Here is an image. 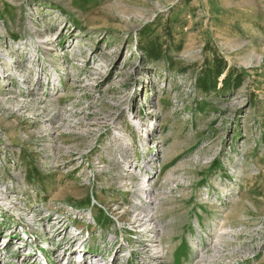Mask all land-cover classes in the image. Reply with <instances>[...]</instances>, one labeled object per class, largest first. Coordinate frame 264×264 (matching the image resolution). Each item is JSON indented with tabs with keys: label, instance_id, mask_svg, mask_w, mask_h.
Returning a JSON list of instances; mask_svg holds the SVG:
<instances>
[{
	"label": "rangeland",
	"instance_id": "obj_1",
	"mask_svg": "<svg viewBox=\"0 0 264 264\" xmlns=\"http://www.w3.org/2000/svg\"><path fill=\"white\" fill-rule=\"evenodd\" d=\"M2 100L0 264H264V0H0Z\"/></svg>",
	"mask_w": 264,
	"mask_h": 264
},
{
	"label": "bare ground",
	"instance_id": "obj_2",
	"mask_svg": "<svg viewBox=\"0 0 264 264\" xmlns=\"http://www.w3.org/2000/svg\"><path fill=\"white\" fill-rule=\"evenodd\" d=\"M44 45L48 46L49 41H47V42L45 41ZM55 65H57V64H55ZM59 68L61 69L62 67L60 66ZM8 69L10 70L12 68L8 67ZM0 102H2L4 104L5 101L2 100ZM145 190L146 189L144 188V191ZM141 195L145 196L144 192H141ZM149 197H151V196L150 195L146 196V198H149ZM159 197L155 198V200L157 202L160 201ZM156 201H154V202H156ZM154 202H153V204H151L152 206L154 205ZM165 202H166V199H163L161 204H159V205L155 204V207L152 208L151 205L144 206V202L142 200L136 199V206L138 207L137 210L135 211L138 214V219H137L136 223L141 225L140 227H138V230H137L138 232H146L147 230H150L152 227H156V229L160 228L161 233H166L165 227L163 226V220L164 219L162 217L163 216L162 210H163V206H164ZM161 244H163V243H161ZM155 247H156L155 250H157V252L164 253V249L162 247H160V246H155ZM81 249L84 251V248H81Z\"/></svg>",
	"mask_w": 264,
	"mask_h": 264
}]
</instances>
